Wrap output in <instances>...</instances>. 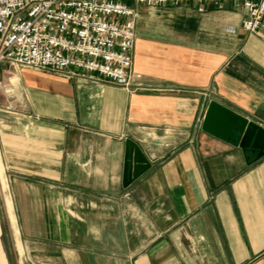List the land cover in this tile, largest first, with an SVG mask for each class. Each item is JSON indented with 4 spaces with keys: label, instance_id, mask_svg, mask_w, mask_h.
<instances>
[{
    "label": "crops",
    "instance_id": "1",
    "mask_svg": "<svg viewBox=\"0 0 264 264\" xmlns=\"http://www.w3.org/2000/svg\"><path fill=\"white\" fill-rule=\"evenodd\" d=\"M117 1L142 89L0 63V264H264V156L202 130L212 100L264 128V19Z\"/></svg>",
    "mask_w": 264,
    "mask_h": 264
},
{
    "label": "built area",
    "instance_id": "2",
    "mask_svg": "<svg viewBox=\"0 0 264 264\" xmlns=\"http://www.w3.org/2000/svg\"><path fill=\"white\" fill-rule=\"evenodd\" d=\"M156 6L195 4L245 12L241 27L255 34L264 0H134ZM138 14L117 0H0V63L21 68L103 78L125 90L142 89L133 67Z\"/></svg>",
    "mask_w": 264,
    "mask_h": 264
},
{
    "label": "water",
    "instance_id": "3",
    "mask_svg": "<svg viewBox=\"0 0 264 264\" xmlns=\"http://www.w3.org/2000/svg\"><path fill=\"white\" fill-rule=\"evenodd\" d=\"M202 130L224 141L239 146L243 152L264 156V128L217 101H210L205 111ZM149 163L134 142L125 140L123 187L129 186L146 169Z\"/></svg>",
    "mask_w": 264,
    "mask_h": 264
},
{
    "label": "rangeland",
    "instance_id": "4",
    "mask_svg": "<svg viewBox=\"0 0 264 264\" xmlns=\"http://www.w3.org/2000/svg\"><path fill=\"white\" fill-rule=\"evenodd\" d=\"M8 249H10V252L13 251V244L10 242L8 245H7Z\"/></svg>",
    "mask_w": 264,
    "mask_h": 264
}]
</instances>
